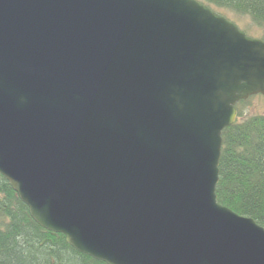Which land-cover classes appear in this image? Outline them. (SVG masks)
<instances>
[{
  "label": "water",
  "instance_id": "95a60500",
  "mask_svg": "<svg viewBox=\"0 0 264 264\" xmlns=\"http://www.w3.org/2000/svg\"><path fill=\"white\" fill-rule=\"evenodd\" d=\"M257 95L264 40L197 0H0V176L104 264H264L215 195Z\"/></svg>",
  "mask_w": 264,
  "mask_h": 264
},
{
  "label": "trees",
  "instance_id": "16d2710c",
  "mask_svg": "<svg viewBox=\"0 0 264 264\" xmlns=\"http://www.w3.org/2000/svg\"><path fill=\"white\" fill-rule=\"evenodd\" d=\"M197 1L241 27V20L249 19L264 40V0ZM245 30L253 33L251 28ZM255 97L264 101L258 95L237 103L235 122L222 131L215 195L219 205L264 229V115H245V106ZM0 264L104 263L75 251L62 235L39 227L0 176Z\"/></svg>",
  "mask_w": 264,
  "mask_h": 264
},
{
  "label": "rangeland",
  "instance_id": "374dc122",
  "mask_svg": "<svg viewBox=\"0 0 264 264\" xmlns=\"http://www.w3.org/2000/svg\"><path fill=\"white\" fill-rule=\"evenodd\" d=\"M229 19V18H228ZM242 21V27L239 25V24H237L238 25V27L240 28V29H242L243 31H245L246 32V34L248 35V36H250V37H253V38H260V36L259 35H261L262 34V32L261 31H259V30H256V28L255 27H253L251 24H250V21H249V19H247V18H244V19H242L241 20ZM251 28L252 30V32L253 33H251V32H247L246 30H245V28ZM255 33V34H254ZM257 34V35H256ZM257 114H260V115H264V101L262 100V99H258V98H253L251 101H250V103L247 105V106H245V115H247V116H251V115H257Z\"/></svg>",
  "mask_w": 264,
  "mask_h": 264
}]
</instances>
